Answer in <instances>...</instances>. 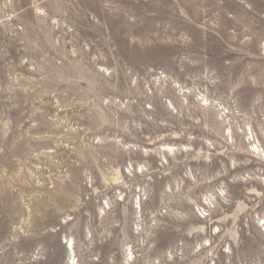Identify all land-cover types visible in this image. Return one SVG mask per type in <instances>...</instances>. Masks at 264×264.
<instances>
[{"label":"rangeland","instance_id":"obj_1","mask_svg":"<svg viewBox=\"0 0 264 264\" xmlns=\"http://www.w3.org/2000/svg\"><path fill=\"white\" fill-rule=\"evenodd\" d=\"M259 217L264 0H0V264H264Z\"/></svg>","mask_w":264,"mask_h":264},{"label":"clouds","instance_id":"obj_2","mask_svg":"<svg viewBox=\"0 0 264 264\" xmlns=\"http://www.w3.org/2000/svg\"><path fill=\"white\" fill-rule=\"evenodd\" d=\"M214 192H215V194H209L207 197L203 198L204 203L209 205V212L217 211L218 213L223 214L226 212V209L224 207H222L221 205H229L231 203V200L228 196L227 188L223 183H221L219 185V187L214 190ZM241 210H243V206H241V208L238 209L236 213H233V217H232L233 221H235L236 217H238L239 212ZM201 215L206 216V215H208V213L201 211ZM228 219H229V217L226 214L222 215V220H228ZM257 219H258V222H259L261 228L264 229V217H259ZM244 223L245 222L241 223V227L244 226ZM192 231L204 232L205 229L203 227H200V228L193 229ZM236 232H237V226L234 222L232 225L231 232L225 233V235H231L232 240L235 241L237 239ZM188 234L191 235L192 233L189 232ZM207 243H208V240L205 239L203 241V244H207ZM201 246H202L201 244H198L196 250L199 251V248ZM225 251H227V249H225Z\"/></svg>","mask_w":264,"mask_h":264}]
</instances>
